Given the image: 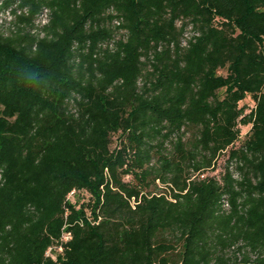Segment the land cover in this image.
Listing matches in <instances>:
<instances>
[{
  "label": "trees",
  "instance_id": "trees-1",
  "mask_svg": "<svg viewBox=\"0 0 264 264\" xmlns=\"http://www.w3.org/2000/svg\"><path fill=\"white\" fill-rule=\"evenodd\" d=\"M9 8L0 264H264V0Z\"/></svg>",
  "mask_w": 264,
  "mask_h": 264
},
{
  "label": "built area",
  "instance_id": "built-area-1",
  "mask_svg": "<svg viewBox=\"0 0 264 264\" xmlns=\"http://www.w3.org/2000/svg\"><path fill=\"white\" fill-rule=\"evenodd\" d=\"M15 7V5L13 6ZM12 10L13 8H9L5 11H2L0 12V25H5V28L9 27L10 26V23L14 21L15 19V16L16 15H22L23 13H26V9H22V10H17L16 11V14L14 15L12 13ZM49 21V17H48V10H44L36 19H35V28L32 29L31 33L33 34H38L39 37H43L44 35V32L42 31V28L44 26L47 25ZM223 154L221 155H226V152H222ZM219 157V156H218ZM228 168H229V171L231 172L232 174V177L233 178H239V174L237 171H235V164L233 162H230L228 164ZM222 171V170H218L216 168H214V164L210 167V169H208L206 172H203L201 174H199V178H205V177H212V176H216L218 177L219 175V172ZM73 195V191H71L68 196H67V199H71ZM221 207H222V210H228L229 209V204L226 200H222L221 202ZM70 233L69 232H63L61 234V238H60V242L63 243V242H66L69 238H70ZM61 252L62 251V245H55V246H51L49 247L47 250H46V256H49L51 257L52 259H55V253L54 252Z\"/></svg>",
  "mask_w": 264,
  "mask_h": 264
},
{
  "label": "rangeland",
  "instance_id": "rangeland-1",
  "mask_svg": "<svg viewBox=\"0 0 264 264\" xmlns=\"http://www.w3.org/2000/svg\"><path fill=\"white\" fill-rule=\"evenodd\" d=\"M218 73L221 74V75H225V71H224V70H219ZM241 104L246 105V107H247L248 109H250V108L252 107V101H251V99H249L248 97L245 98V100H244ZM247 130H248V127H247V126H244V127L242 126V127H240V134H241V136H243V134H244ZM193 132H194V130H193ZM190 133H191V132H190ZM190 133L188 132V133H187V136H189ZM164 152H165V151H164ZM154 163H156V162H155V159L151 162V164H154ZM224 163H225V155H220V156L217 158L216 162L214 163V168H216L217 171H218V170H223ZM151 190H153V191H155V192H158V191L156 190V188H153V187H151ZM84 197H86V196H84ZM80 200H81V198H80ZM86 200H87V198H84V201H86Z\"/></svg>",
  "mask_w": 264,
  "mask_h": 264
}]
</instances>
